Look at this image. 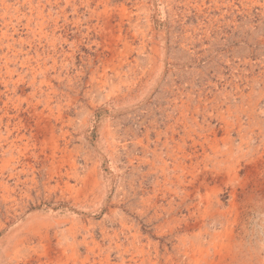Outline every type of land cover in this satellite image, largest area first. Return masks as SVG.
I'll return each instance as SVG.
<instances>
[{"label": "rangeland", "instance_id": "1", "mask_svg": "<svg viewBox=\"0 0 264 264\" xmlns=\"http://www.w3.org/2000/svg\"><path fill=\"white\" fill-rule=\"evenodd\" d=\"M0 264H264V0H0Z\"/></svg>", "mask_w": 264, "mask_h": 264}]
</instances>
